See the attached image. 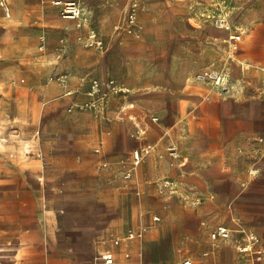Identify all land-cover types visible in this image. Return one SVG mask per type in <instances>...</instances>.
<instances>
[{
  "label": "crops",
  "instance_id": "0c3cea01",
  "mask_svg": "<svg viewBox=\"0 0 264 264\" xmlns=\"http://www.w3.org/2000/svg\"><path fill=\"white\" fill-rule=\"evenodd\" d=\"M7 2L10 17L0 6V264H103L98 256L104 251L114 254L113 264H176L183 257L195 259L194 264H254L253 255L241 253L239 246L245 243L243 231L264 237V79L253 68L264 62H241L244 81L233 96L218 98L209 85L204 97L191 92L180 98L189 100L193 117L211 128L168 135L169 147L176 148L171 154L177 159L173 182L203 202L190 206L174 198L152 221L146 202L153 197L163 201L152 183L161 172L146 174L134 186L141 192L136 202L126 192L137 173L129 180L123 177L125 151L110 154L103 147L96 152V138L104 136L83 129L86 114L65 112L83 109V97L73 94L85 79L80 78V86L74 79L52 86L48 79L36 78V64L23 70L22 59L39 57V40L59 36L55 27L71 20L57 18L61 10L51 0ZM228 2L244 21L253 19L249 0ZM243 41L242 36L239 46ZM188 65L183 62L179 75L181 95L188 88L182 79ZM199 84L192 79L190 87ZM46 98L41 126L35 119ZM57 108L62 114L55 113ZM134 108L128 103L122 110ZM107 133L114 137L113 131ZM88 216L93 223L85 220ZM214 218L221 219L217 228L226 227L229 238H210ZM129 233L135 237L129 239ZM236 238L239 254L247 258L237 253ZM163 244L169 250L166 261L157 253ZM258 247L264 251L260 239ZM259 264H264V254Z\"/></svg>",
  "mask_w": 264,
  "mask_h": 264
},
{
  "label": "rangeland",
  "instance_id": "374dc122",
  "mask_svg": "<svg viewBox=\"0 0 264 264\" xmlns=\"http://www.w3.org/2000/svg\"><path fill=\"white\" fill-rule=\"evenodd\" d=\"M73 1L82 7L80 21H65L63 25L55 27V31L60 32L59 36L52 40L46 38L45 42L39 40V57L22 59L23 70L32 66L31 63L36 64V78L39 81L46 78L52 86L61 83L65 77L68 82L74 79L72 83L77 86H80V78L85 79L84 86L73 94H81L83 100L80 105L84 108L70 111L71 107H68L65 112L78 111L86 114L87 117L81 123L83 129L99 132L104 136L101 139L96 138V152L102 151L103 147L110 154L121 155L125 151L121 156L128 169L132 166L133 152L147 142L153 144L152 153L134 170L138 175H133L126 191L138 202L141 192L134 186L141 182L146 174L161 172L163 176L152 183L163 201H158L152 196L153 199L146 202L150 207L149 215L152 221L154 216H160L161 211L169 208L170 201L174 198H179L190 206L201 205L202 199L192 197L173 182L177 159L169 150L168 135L174 138L177 133L188 129L207 128L208 125L211 128L210 123L199 122L198 117H193L195 113L190 110L189 100L180 99L182 96L188 97L191 92L204 97L211 88L202 84L198 85V89L190 87L192 77L197 71L208 66L220 72L230 73L226 91L215 90L217 97L223 98L238 93L244 81L240 69L241 62H264V0H249L255 15L248 21H244L226 0L229 4L227 10L231 29L242 33L244 37L243 43L237 49H234L230 42H225L230 32L222 30V33H219L221 31L216 28L214 19L206 18L209 17L208 14H212L207 11V0ZM131 1H136L139 9L138 31L130 34L126 27L122 28L121 18L124 8ZM55 16L61 17L59 11ZM79 23L81 26H78ZM92 33L102 42L101 46L90 39ZM42 45L45 47L40 50ZM184 61H189L182 78L188 88L181 95L183 80L179 79V75L182 73ZM47 66L53 68L49 73L44 69ZM95 82L98 86L97 92L90 95ZM121 87L123 90L116 93L115 89ZM48 100L46 98L39 103L35 123H40L41 126L45 122L41 110ZM128 103L135 104V108L122 110ZM62 112V108L55 110L59 115ZM129 115H134L135 118L132 117L131 120ZM109 131H113L114 137H107ZM127 143L125 150L123 148ZM164 183L171 185L175 192L171 193L169 188H164ZM213 204L217 206L218 203ZM75 210L84 212V209ZM103 212L105 213V210ZM85 220L93 223L95 219L88 216ZM218 225H223L221 219L214 218L210 225V238ZM259 239L264 244V237ZM220 241L213 242L216 246ZM239 241L240 239H235L238 254ZM168 251L167 244H163L157 252L160 254L159 258L166 261ZM239 255L247 258L246 255ZM193 260L196 263V260Z\"/></svg>",
  "mask_w": 264,
  "mask_h": 264
},
{
  "label": "built area",
  "instance_id": "2783aa9c",
  "mask_svg": "<svg viewBox=\"0 0 264 264\" xmlns=\"http://www.w3.org/2000/svg\"><path fill=\"white\" fill-rule=\"evenodd\" d=\"M207 2H208L207 11L212 12V14H208V15L206 14L207 16H209L206 18L214 19L216 28L224 29L230 32L228 38L229 42L231 43L234 49H237L242 40L243 35L238 31H232V29L230 28L231 26L228 21L229 12L227 10L229 4H227L226 0H207ZM51 4L60 8L61 10L60 15L63 19L71 20V21H80L83 11L81 5L76 1L51 0ZM0 6L5 11L6 16L10 17V8L7 0H0ZM138 9H139L138 3L136 1H131L127 4V6L123 10V15L121 18V26L122 28L126 27L127 31L130 34L133 32L136 33L138 31L137 29ZM78 26H81V24L79 23ZM89 37L98 46L102 45V42L98 41L97 35L95 33H92ZM253 68L257 71H261L264 79V66L254 65ZM193 79L198 83L210 85L216 91L217 90L226 91L229 82V76L226 73L220 72L211 67H206L201 69L193 76ZM63 81L64 83L67 82V77H65ZM97 87H98L97 82H95V84L92 86V90H93L91 91L93 92L92 95H94L97 92ZM70 92L71 91H68V93ZM115 92L119 93L116 91V89ZM169 150L173 155L176 151V148L171 146ZM152 151H153V145L150 143H146L144 146L136 149L132 154V166L125 170L123 177L127 180L131 179L134 170L144 161L146 156H148ZM171 184H173L172 186H174L173 182ZM163 187L169 188L171 193L175 192V189H172L171 185H168V183H164ZM154 220L158 221L159 218L154 217ZM243 234L245 235V243L239 246V251L241 253L252 254L255 260L254 264H259V262L262 260L264 251L262 248L258 247L259 239L257 235L250 231H243ZM134 237L135 235L133 233H129L128 235L129 239H132ZM229 237H230V231L224 226L218 227L212 233V239L214 240L219 238L227 239ZM119 242H120L119 239L115 240V244H118ZM98 260L103 264H113L115 261V257L111 251H104L98 256ZM179 264H194V262L190 258H185Z\"/></svg>",
  "mask_w": 264,
  "mask_h": 264
},
{
  "label": "bare ground",
  "instance_id": "6f19581e",
  "mask_svg": "<svg viewBox=\"0 0 264 264\" xmlns=\"http://www.w3.org/2000/svg\"><path fill=\"white\" fill-rule=\"evenodd\" d=\"M230 28H231V27H230ZM217 29H219V28H217ZM219 30L226 31V30H224V29H219ZM226 74H227V73H226ZM227 75H228V74H227ZM228 76H229V75H228ZM229 77H230V76H229ZM122 90H123L122 87L116 89L117 92H120V91H122ZM92 93H93V92H90V95H92ZM94 93H95V92H94ZM127 107H128V106H127ZM129 107H130V106H129ZM134 118H135V117H134ZM256 172H257V171H256L255 169L251 171V173H256ZM196 202H197V201H196ZM4 252H5V251H4Z\"/></svg>",
  "mask_w": 264,
  "mask_h": 264
}]
</instances>
